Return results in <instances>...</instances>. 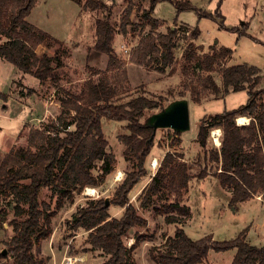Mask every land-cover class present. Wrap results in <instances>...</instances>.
<instances>
[{
  "label": "trees",
  "instance_id": "trees-1",
  "mask_svg": "<svg viewBox=\"0 0 264 264\" xmlns=\"http://www.w3.org/2000/svg\"><path fill=\"white\" fill-rule=\"evenodd\" d=\"M36 1L0 0V57L42 82L56 81L60 78L56 69L63 65L57 51L59 47L51 55L38 54L36 47L39 44L51 47L61 44V40L26 19ZM72 1L91 9L104 6L99 0ZM157 1L161 0H150L149 7L142 11L138 26L149 29L139 34L129 59L158 72L173 73L177 63L178 31L189 32L179 64L180 71L188 76L183 89L170 98L162 94L130 95L126 67L114 54L115 30L108 18L95 19V40L88 55L106 54L107 65L104 70L92 68L79 91L62 89L64 95L60 104L64 112L73 111L71 120L66 121L60 113L57 122L46 127H30L27 145L10 148L0 159V194H11L15 215L8 221L14 234L5 243L10 264L44 263L43 258H37L32 251L36 243L51 234L53 213L49 212L46 202L39 200L42 188L51 190L50 196L57 197L58 205L64 200L72 203L75 194L86 186H99L112 170L116 158L113 152L106 150L102 118L124 121L128 131L120 134L119 140L124 144L122 154L129 166L110 199L111 204L123 211L118 217L112 216L103 198H92L72 213L71 220L75 227L88 231L87 241L107 256L100 264H135L132 254L142 236L135 233L130 246L125 244L124 237L133 227L147 224L146 218L129 201V193L146 175V159L154 143L155 130L145 118L170 101L186 97L187 91L194 102H200L207 94L217 98L242 89L246 90L247 99L237 107L202 116L196 140L203 157L189 163L182 153L166 152L138 195L139 207L154 205L165 191V200L155 213L163 214L167 223L185 222L190 209L182 199L194 175L192 164L200 167L198 178L213 171L221 186L229 187L231 205L264 192V85H260L264 75L258 67L246 62L222 64V60L232 54L229 47L212 46L210 51H202V45L195 43L200 34L197 26L189 28L181 24L168 26L166 31L158 30L164 21L152 13ZM168 1L179 11L195 8L191 0ZM220 2L218 0L214 12L203 10L199 15L218 17L223 26ZM131 11L129 1L121 16L123 31L133 26ZM242 32L247 34L245 30ZM217 66H220V83L213 76ZM0 96L6 99V95L0 93ZM238 115L248 116L249 122L238 124ZM213 128L221 129L220 144L208 149L209 133ZM97 161L100 164L96 167ZM172 195L173 200H169ZM4 220L6 212L3 211L0 224ZM243 232L232 239L218 241L210 234L192 238L183 227L177 226L173 235L165 236L163 247L157 248L153 257L157 264H198L210 250L235 249L229 264H264V246L250 244ZM6 256L0 251V259Z\"/></svg>",
  "mask_w": 264,
  "mask_h": 264
},
{
  "label": "rangeland",
  "instance_id": "rangeland-1",
  "mask_svg": "<svg viewBox=\"0 0 264 264\" xmlns=\"http://www.w3.org/2000/svg\"><path fill=\"white\" fill-rule=\"evenodd\" d=\"M86 0H82L84 3ZM104 6L91 9L72 0H37L26 19L38 28L61 40V44L44 48L36 47V52L51 55L59 47L58 55L63 65L56 69L60 78L56 81L47 79L40 81L29 73H25L0 57V159L12 147H25L30 127H46L57 122L62 113L63 118L71 120L73 111L64 112L60 102L63 98L62 89L79 91L83 80L91 73L92 68L104 70L107 65V55L89 56V50L95 40V19L108 18L115 30L113 41L116 59L124 63L127 70L128 93L132 96L139 93L145 95L162 94L167 98L183 89V82L188 76L180 71L181 51L189 32L178 31V47L176 48L177 63L173 73L158 72L152 68L140 66L130 61V53L137 42L140 33L149 29L138 26L143 9H147L150 0H99ZM132 3L130 20L132 27L123 31L120 27L122 13L128 2ZM195 8L177 10L168 0L157 1L153 8L154 17L164 21L158 30L166 31L168 26H197L200 34L195 43L202 45V51L211 50L212 46H225L232 49V54L222 64L232 65L246 62L260 69L264 75V0H221L220 10L223 15V26L218 17L200 16L199 11L214 12L218 0H191ZM244 25H247L245 28ZM243 30L247 34H243ZM124 44V45H123ZM126 47L127 50L123 48ZM64 49V50H63ZM213 72L218 83L221 82L219 68ZM260 85H264V78ZM188 100L190 127L175 133L171 128H157L154 143L146 159V175L140 178L129 193V201L137 207L138 213L146 218L145 226L133 227L124 237V242L130 246L134 234L142 236L138 246L133 250L135 264H157L153 255L157 248L163 247L166 235H173L177 226L185 229L192 238L206 234L218 241L228 240L243 232L245 240L256 246H264V192L254 195L236 204H230L231 190L221 186L213 171L198 178L196 174L200 167L192 164L194 174L183 196L182 202L190 209L187 220L183 223H167L163 214H156L167 193L154 205L148 208L139 207L138 195L145 184L160 165L166 152L182 153L188 162L203 157L201 146L196 140L199 120L204 115L219 113L244 103L247 99L245 89L230 91L223 97L215 98L213 94L202 96L200 102ZM156 111V110H154ZM150 114L145 118L148 121ZM102 130L107 139L106 150L114 153L116 161L112 170L99 186H86L75 194L74 201L64 200L58 205L57 197H51L48 187L42 188L40 201L46 202L51 217V234L43 238L33 247L37 258H43V264H100L106 259L101 250L94 248L87 241L86 231L75 227L71 215L77 208L86 204L89 199H108V211L112 216H120L123 208L110 203L116 185L124 177L129 162L124 160L122 151L124 144L119 135L127 133L124 121L107 118L101 120ZM219 129L213 128L212 130ZM211 130V131H212ZM208 138V149L219 147L211 137ZM179 140V141H178ZM220 141V138H219ZM173 143V144H172ZM100 161L96 162V167ZM155 164V165H154ZM97 171L94 170V173ZM173 200V195L169 197ZM6 212V220L0 224V251H6V257L0 259V264H10L11 257L6 249V241L13 236L14 231L8 221L15 217L12 208L11 194H0V214ZM24 215L20 218H23ZM235 249L226 251L210 250L207 257L198 264H229Z\"/></svg>",
  "mask_w": 264,
  "mask_h": 264
},
{
  "label": "water",
  "instance_id": "water-1",
  "mask_svg": "<svg viewBox=\"0 0 264 264\" xmlns=\"http://www.w3.org/2000/svg\"><path fill=\"white\" fill-rule=\"evenodd\" d=\"M149 125L154 130L157 128H171L174 131H184L190 127L188 100L185 98H178L170 101L164 108L152 113L148 121ZM109 203L108 199H105V205ZM6 251H2L5 253Z\"/></svg>",
  "mask_w": 264,
  "mask_h": 264
},
{
  "label": "built area",
  "instance_id": "built-area-1",
  "mask_svg": "<svg viewBox=\"0 0 264 264\" xmlns=\"http://www.w3.org/2000/svg\"><path fill=\"white\" fill-rule=\"evenodd\" d=\"M123 45H124V44H123ZM123 48H124L125 50H127L125 46H123ZM248 122H249V119L247 118L246 121H244V122L241 123V124H245V123H248ZM214 131H216V135H214ZM211 137H212L213 141L215 142V144L218 146V145L220 144L219 138L221 137V129L219 128V129L212 130V131H211ZM216 138H217L218 140H216ZM217 142H218V143H217Z\"/></svg>",
  "mask_w": 264,
  "mask_h": 264
},
{
  "label": "bare ground",
  "instance_id": "bare-ground-1",
  "mask_svg": "<svg viewBox=\"0 0 264 264\" xmlns=\"http://www.w3.org/2000/svg\"><path fill=\"white\" fill-rule=\"evenodd\" d=\"M246 117L244 116V115H238L237 116V123L238 124H241V123H243L244 121H246ZM249 119V118H248ZM214 135H216V131H214ZM216 140H218L217 138H216ZM218 143V142H217ZM155 165V164H154ZM86 189H87V191H92L93 190V188L92 187H90V186H88V187H86ZM94 191V190H93Z\"/></svg>",
  "mask_w": 264,
  "mask_h": 264
},
{
  "label": "crops",
  "instance_id": "crops-1",
  "mask_svg": "<svg viewBox=\"0 0 264 264\" xmlns=\"http://www.w3.org/2000/svg\"><path fill=\"white\" fill-rule=\"evenodd\" d=\"M37 48H40V50H42L44 48V45L43 44H39L37 46ZM246 118H249L248 116L244 115ZM250 119V118H249ZM236 122H237V117H236Z\"/></svg>",
  "mask_w": 264,
  "mask_h": 264
}]
</instances>
